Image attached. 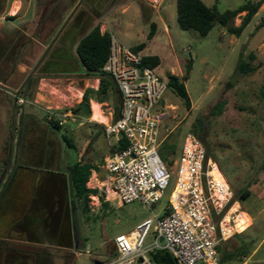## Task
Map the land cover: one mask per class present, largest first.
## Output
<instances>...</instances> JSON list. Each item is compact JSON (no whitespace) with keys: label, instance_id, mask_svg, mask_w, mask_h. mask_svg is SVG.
Listing matches in <instances>:
<instances>
[{"label":"rangeland","instance_id":"obj_1","mask_svg":"<svg viewBox=\"0 0 264 264\" xmlns=\"http://www.w3.org/2000/svg\"><path fill=\"white\" fill-rule=\"evenodd\" d=\"M20 1L0 0V264H108L116 237L163 216L167 207L174 177L151 209L140 202L120 206L113 199L104 162L114 146L105 127L115 119L116 94L99 104L106 124L93 121L92 110L90 118L69 111L86 89L99 88L98 79L82 75L75 53L97 18L118 42L129 48L145 44L141 56L160 57L159 78L169 74L184 83L190 109L171 92L163 98L162 137L175 152L161 148L159 156L169 164L179 157L188 135L200 139L231 187L229 226L234 227L240 213L251 220L239 233L232 229L235 234L222 243V252L243 253L242 262L264 264V4L238 38L218 23L206 37L182 30L177 0H164L157 9L146 0ZM201 1L222 14L260 0ZM151 24L156 31L148 40ZM241 59L257 71L239 74ZM17 98L25 103L18 105ZM223 101L218 114L214 108ZM47 115L61 122V131L47 127ZM63 135L73 141L74 151L66 152ZM67 155L99 169L87 183L99 192L90 197L88 216L73 201L77 241L72 202L60 176ZM242 190L249 197L235 201ZM101 196L108 208L102 207ZM151 242L150 233L147 244Z\"/></svg>","mask_w":264,"mask_h":264},{"label":"built area","instance_id":"obj_2","mask_svg":"<svg viewBox=\"0 0 264 264\" xmlns=\"http://www.w3.org/2000/svg\"><path fill=\"white\" fill-rule=\"evenodd\" d=\"M146 1L157 9L164 0ZM142 57L111 36L103 72L116 85L119 116L106 125L105 135L113 148L125 146L105 159V173L120 206L140 202L149 209L159 205L175 179L163 216L116 237L108 264H155L151 255L156 251H167L177 264H220L219 247L235 234L228 219L231 187L193 135L185 138L172 166L162 162L159 150L167 137H162V102L168 87L155 70L143 66Z\"/></svg>","mask_w":264,"mask_h":264},{"label":"trees","instance_id":"obj_3","mask_svg":"<svg viewBox=\"0 0 264 264\" xmlns=\"http://www.w3.org/2000/svg\"><path fill=\"white\" fill-rule=\"evenodd\" d=\"M264 4V0L258 2H247L239 6L234 10H227L222 14L217 12L216 7H208L201 0H177V23L179 27L184 31H195L200 36L206 37L216 23L226 28L230 35L240 37L245 31L247 26L251 23L254 16ZM241 14H245L241 17V24L239 26L234 25V21ZM156 31V25L151 24L150 32L147 36L148 40H151ZM111 48V36L107 32H101L100 24L95 25L90 31L84 35L76 44L75 53L77 60L79 61L83 73L82 75L86 79H98L99 88L93 90L88 88L84 91L81 102L72 108L71 111L74 116L78 117H91L90 102L94 101L98 104H103L107 101L109 94L113 93L117 95L118 106L115 111V120L119 116V95L116 89V85L113 79L103 72V67L109 57ZM145 48V44H141L132 48L136 53H141ZM253 58V56H251ZM142 64L145 67L156 70L161 65V59L158 56H143ZM258 67H252L248 62L239 61L237 72L243 76L256 72ZM168 91L176 95L186 108L190 109L191 100L186 90L184 83L177 76L167 75L165 77ZM226 103L220 102L215 106L214 111L218 114L222 113V109ZM49 115L46 116L45 121L47 127L51 131H61V122L54 118L49 119ZM62 143L65 146V150L74 151L73 141L67 138L65 135L61 136ZM125 145L121 144L120 147L112 149V153L120 151ZM161 148H167L169 151L175 152V146L167 144L166 140L163 142ZM68 156V155H67ZM209 156V155H208ZM66 163L65 173H60V176L64 178L62 185L66 191V196L69 202L75 201L80 208V211L85 216H88L90 212V197L99 194L98 190L90 189L87 187V183L92 175V172H98L99 169L89 163H84L83 160H73L68 156ZM173 161H170L169 166H172ZM68 189V190H67ZM248 190L239 191L236 194L237 202L243 201L249 197ZM104 196H101L102 207L108 208L109 203L105 202ZM220 264H229L235 262L237 264L242 263L240 257L244 256L243 253L233 255L231 253L222 252V247H219ZM155 264H177L175 259L167 251H156L151 255Z\"/></svg>","mask_w":264,"mask_h":264},{"label":"bare ground","instance_id":"obj_4","mask_svg":"<svg viewBox=\"0 0 264 264\" xmlns=\"http://www.w3.org/2000/svg\"><path fill=\"white\" fill-rule=\"evenodd\" d=\"M14 11H15V8H14ZM91 110H92V120L93 121H96V122H99V123H104V124L107 123V119L103 116V114L101 112V105L93 103L91 105ZM250 225H251V220L244 213H240L234 219L233 230L236 233H239L240 231L248 228ZM231 231H232V229H231Z\"/></svg>","mask_w":264,"mask_h":264},{"label":"crops","instance_id":"obj_5","mask_svg":"<svg viewBox=\"0 0 264 264\" xmlns=\"http://www.w3.org/2000/svg\"><path fill=\"white\" fill-rule=\"evenodd\" d=\"M13 3H19V4H22V2H21L20 0H13ZM14 8H15V11H14ZM18 8H19L18 6L13 7V9H12L11 12H12L13 14H15V13L17 12ZM1 19H2V18H1ZM1 19H0V20H1ZM100 20H101V19H99V18H97L96 20H94V25H93L92 27H94V26L97 25V24H100V26H101V32H102V33H105L104 30H106V29H105L106 27H105V25H104L103 23L100 22ZM92 27H91V28H92ZM106 32H107V31H106ZM44 48H46V46H44ZM1 84H2V83H1V81H0V85H1ZM92 103H96V102H93V101H92ZM96 104H98V103H96ZM2 182H3V181H1V183H2Z\"/></svg>","mask_w":264,"mask_h":264},{"label":"water","instance_id":"obj_6","mask_svg":"<svg viewBox=\"0 0 264 264\" xmlns=\"http://www.w3.org/2000/svg\"><path fill=\"white\" fill-rule=\"evenodd\" d=\"M71 214H72V222H73V237L75 239V241H77L78 238V230H77V226H76V220H75V208H74V204L72 201V207H71Z\"/></svg>","mask_w":264,"mask_h":264}]
</instances>
